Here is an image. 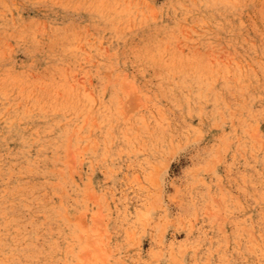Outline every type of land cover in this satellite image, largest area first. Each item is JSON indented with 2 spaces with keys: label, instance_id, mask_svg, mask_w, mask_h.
Listing matches in <instances>:
<instances>
[{
  "label": "rangeland",
  "instance_id": "1",
  "mask_svg": "<svg viewBox=\"0 0 264 264\" xmlns=\"http://www.w3.org/2000/svg\"><path fill=\"white\" fill-rule=\"evenodd\" d=\"M0 88V264H264V0H0Z\"/></svg>",
  "mask_w": 264,
  "mask_h": 264
},
{
  "label": "bare ground",
  "instance_id": "2",
  "mask_svg": "<svg viewBox=\"0 0 264 264\" xmlns=\"http://www.w3.org/2000/svg\"><path fill=\"white\" fill-rule=\"evenodd\" d=\"M37 3V2H36ZM239 15V14H238ZM235 17V16H234ZM229 19V18H228ZM228 21V20H227ZM226 22V21H225ZM255 24V23H254ZM6 25V24H5ZM5 30V29H4ZM3 37V36H2ZM80 41V40H79ZM92 58V57H91ZM6 59H7V57H6ZM9 60V59H8ZM54 65V64H53ZM60 65V64H59ZM63 68V67H62ZM10 69V68H9ZM11 71V70H10ZM124 71V70H123ZM68 72V71H67ZM24 79V78H23ZM34 81H35V79H34ZM38 84V83H37ZM16 85H17V83H16ZM42 85V84H41ZM9 86V85H8ZM45 86V85H44ZM12 88V87H11ZM1 89V88H0ZM16 90V89H15ZM35 90V89H34ZM33 96H35V95H33ZM76 98V97H75ZM74 98V99H75ZM3 99V98H2ZM9 101V100H8ZM31 102V101H30ZM48 102V101H47ZM3 118V117H2ZM34 118V117H33ZM49 145V144H48ZM31 172H33V171H31ZM29 186V185H28ZM28 202V201H27ZM16 218V217H15ZM19 218V217H18ZM17 221V220H16ZM26 226V225H25ZM19 228V227H18ZM20 231V230H19ZM3 233V232H2ZM51 236V235H50ZM21 242V241H20ZM36 253V252H35ZM56 254V253H55ZM44 257V256H43ZM47 262V261H46Z\"/></svg>",
  "mask_w": 264,
  "mask_h": 264
}]
</instances>
